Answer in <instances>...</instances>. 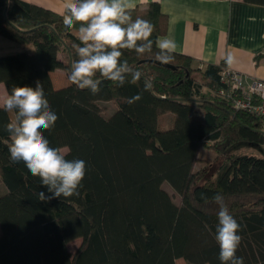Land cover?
<instances>
[{"label":"trees","instance_id":"1","mask_svg":"<svg viewBox=\"0 0 264 264\" xmlns=\"http://www.w3.org/2000/svg\"><path fill=\"white\" fill-rule=\"evenodd\" d=\"M128 11L133 20L154 25V41L165 34L168 17L158 1ZM62 13L0 0V35L21 47L0 55V82L8 95L41 81L58 116L45 137L50 146L65 147L68 159L86 162L78 196L40 201L38 192L47 194V188L22 161L10 162L4 125L13 118L0 108V264H175L177 258L221 264L214 238L217 193L242 227L237 256L244 264H264V157L232 150L240 142L264 145V118L235 109L219 94L225 63L198 68L193 57L175 51L170 67L157 63L155 44L144 55L122 50L121 60L142 79L117 87L97 74L101 89L93 95L68 79L80 41L63 25ZM57 69L68 80L58 88L51 79ZM136 94L142 98L129 104ZM167 113L172 124L160 128ZM203 145L213 156L195 169ZM163 182L178 193V203ZM77 238L71 254L66 245Z\"/></svg>","mask_w":264,"mask_h":264},{"label":"clouds","instance_id":"2","mask_svg":"<svg viewBox=\"0 0 264 264\" xmlns=\"http://www.w3.org/2000/svg\"><path fill=\"white\" fill-rule=\"evenodd\" d=\"M63 25L75 30L80 44L76 46L77 59L71 62L68 79L80 90L87 89L97 94L102 81L113 82L117 87L126 83L136 84L142 79L138 69L121 60L122 50L134 51L137 55L152 53L155 44L158 51L155 58L161 64L174 60L175 41L167 36L151 39L154 25L145 19H132L126 0H62ZM226 62L231 65L232 57ZM130 78V79H129ZM151 84L144 83L147 91ZM140 94L128 99L132 104L141 99ZM0 108L14 112V118L4 125L9 134L8 150L10 162H23L40 185L47 188V194L38 192L40 201L69 198L79 195V189L86 175V162L82 159H68L60 147L50 146L44 133L51 130L58 120L46 98L43 83L35 87L16 86L0 102ZM201 198L207 200L205 194ZM218 206V223L215 240L219 246L221 264H244L237 256L242 237L238 233L241 224L230 213L222 194L212 197Z\"/></svg>","mask_w":264,"mask_h":264},{"label":"crops","instance_id":"3","mask_svg":"<svg viewBox=\"0 0 264 264\" xmlns=\"http://www.w3.org/2000/svg\"><path fill=\"white\" fill-rule=\"evenodd\" d=\"M56 13L62 0H23ZM158 1L168 17L165 36L176 52L190 55L194 65L219 64L240 73L244 82L264 80V5L245 0H126L128 8ZM232 57L229 65L227 57Z\"/></svg>","mask_w":264,"mask_h":264},{"label":"rangeland","instance_id":"4","mask_svg":"<svg viewBox=\"0 0 264 264\" xmlns=\"http://www.w3.org/2000/svg\"><path fill=\"white\" fill-rule=\"evenodd\" d=\"M21 49L20 45L6 39L5 37L0 35V55H4L7 53H13L16 51H19ZM59 56H64V53L61 52ZM198 81L202 84L201 91L206 92L207 87L203 83L201 79V75L199 72L194 73ZM51 79L53 86L58 88L61 86H65L68 84V80L64 74V72L60 69H57L53 72H51ZM7 95L5 87L2 82H0V102L3 101L5 96ZM107 107L105 108V111H110L113 107V105L110 103H106ZM11 117H13L12 112H9ZM172 124V119L171 115L169 113L163 114L162 117L159 119V127L160 128H165L169 127ZM64 152L66 151V148L63 147L61 148ZM232 150H235L237 152H245V153H250L256 156H262L264 157V145H260L257 143H250V142H240L238 143ZM213 152L210 147L207 145H203L200 147L199 152H198V159L195 163L194 168L197 169L199 167H202L206 165L212 158ZM162 186L169 192L171 195L172 199L175 202H179V195L178 193L166 182L162 183ZM0 188L3 189V185L0 184ZM81 242L80 238L73 239L67 243V249L70 251L71 254H73L76 249L79 247ZM175 264H187V262L183 258H177L175 260Z\"/></svg>","mask_w":264,"mask_h":264},{"label":"built area","instance_id":"5","mask_svg":"<svg viewBox=\"0 0 264 264\" xmlns=\"http://www.w3.org/2000/svg\"><path fill=\"white\" fill-rule=\"evenodd\" d=\"M219 94L230 101L235 109H241L264 118V80L244 82L240 73L223 66Z\"/></svg>","mask_w":264,"mask_h":264},{"label":"water","instance_id":"6","mask_svg":"<svg viewBox=\"0 0 264 264\" xmlns=\"http://www.w3.org/2000/svg\"><path fill=\"white\" fill-rule=\"evenodd\" d=\"M157 63L161 64L159 61H158ZM165 65H167V66H170V67H171V65H169V64H165Z\"/></svg>","mask_w":264,"mask_h":264}]
</instances>
